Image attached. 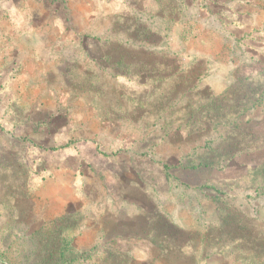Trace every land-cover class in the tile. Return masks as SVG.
Wrapping results in <instances>:
<instances>
[{
  "label": "rangeland",
  "instance_id": "1",
  "mask_svg": "<svg viewBox=\"0 0 264 264\" xmlns=\"http://www.w3.org/2000/svg\"><path fill=\"white\" fill-rule=\"evenodd\" d=\"M164 1L165 13L152 11L155 0L45 6V64L28 66L16 92L24 100H0V264H264V182L251 186L240 159L222 169L171 167L216 147L232 126L166 127L161 100L174 117L200 98L186 78L172 93L171 81L152 91L154 80L138 76L175 66L198 76L195 91L224 93L238 69L264 61V0ZM32 109H46L48 122L24 126ZM241 120L264 136V101ZM154 208L170 221L172 243L155 244L148 220L135 218ZM73 211L81 217L69 228Z\"/></svg>",
  "mask_w": 264,
  "mask_h": 264
},
{
  "label": "trees",
  "instance_id": "2",
  "mask_svg": "<svg viewBox=\"0 0 264 264\" xmlns=\"http://www.w3.org/2000/svg\"><path fill=\"white\" fill-rule=\"evenodd\" d=\"M155 1L160 2L162 5L156 2L157 6L152 10L154 13L167 12L165 9L169 8H167L168 5H166L165 1ZM170 2L171 0H168V3ZM174 67L166 71L165 74L156 75L157 70L150 69L147 72H143V74L140 73L138 76L140 79H145L146 81L151 79L154 80L152 91L160 90L163 81H171L174 87L171 89V92L174 93L177 85L185 82L186 85L191 86L190 91H193L192 96H194V98H200L201 102L196 106L193 104V101L188 100L185 106L175 111L178 112V116L173 117V113L170 115L164 113L166 106L164 105V100H161L162 103L159 107L160 114L158 120H164L166 127H172L175 123L178 126L176 129H181L184 126L188 131L190 130V134L207 132L220 125H230L232 128L223 141L216 147L210 148L209 151L205 153L192 155L188 157L186 161H180L178 164H174L171 167L174 169L181 168L186 171L204 168L222 169L226 166L230 167V163H233L235 159H240L239 162L245 167L246 175H250L249 181L251 186L256 185L258 188L262 186L264 182V156L260 161H247L242 156H250L253 152L260 149L264 151V136H260L253 131L254 128L250 125L252 124L251 120H247L245 125H243L241 118L249 110L264 101V61H260L254 68L247 69L248 67H244L238 69L236 82L218 96H213L208 88L195 91V82L198 76L192 73L183 76L180 72H177ZM184 78H186L185 81ZM147 93L148 96L151 94L149 91H147ZM161 96L165 97L164 94ZM138 102L142 107V103H144L143 99H140ZM152 106L157 110V102H155V104L153 103ZM199 112L203 115L201 119H199L197 115ZM29 170L33 171L31 167ZM34 172L35 171L32 173ZM169 175H171V172ZM68 217H74L75 220L73 223L66 224L67 227L76 226L79 217H81L80 211L70 212ZM145 217H147L146 220L149 222L147 230L152 241L157 245H161L163 244L161 240L167 239L168 243H170L171 223L168 218L160 213L157 208L146 211ZM227 218L235 219L234 215L231 213L228 214ZM227 218L225 220H228ZM57 252V260H59L63 257L64 250ZM77 253L79 252L73 250L74 256L71 260L76 258ZM51 257H54V253H52Z\"/></svg>",
  "mask_w": 264,
  "mask_h": 264
},
{
  "label": "crops",
  "instance_id": "3",
  "mask_svg": "<svg viewBox=\"0 0 264 264\" xmlns=\"http://www.w3.org/2000/svg\"><path fill=\"white\" fill-rule=\"evenodd\" d=\"M50 2L54 3V0H0V100L7 101L9 107H13L16 101L25 99L16 92H22L26 86L28 66L45 64L43 10ZM67 66L70 67L69 64ZM72 67L76 69L78 65L73 64ZM85 73L90 74V71ZM62 74L67 76L71 72L64 67ZM42 111L41 115L33 109L28 111L27 116L21 118L20 122L26 127L30 123L48 122L45 118L47 110ZM14 114H11L10 118L13 125L17 126ZM26 132L29 133V130ZM23 137L21 135L19 138L22 140ZM28 137L29 135L26 140H29ZM43 170L46 169L43 167ZM146 211L148 210H143V213L137 214L135 218L147 219Z\"/></svg>",
  "mask_w": 264,
  "mask_h": 264
}]
</instances>
